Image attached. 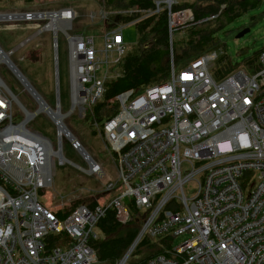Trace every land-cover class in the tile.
<instances>
[{"label": "built area", "instance_id": "built-area-1", "mask_svg": "<svg viewBox=\"0 0 264 264\" xmlns=\"http://www.w3.org/2000/svg\"><path fill=\"white\" fill-rule=\"evenodd\" d=\"M176 3L153 0L150 10L122 11L141 19L166 11L169 72L163 83L129 89L104 101L102 112L111 114L102 121L94 118L91 108L102 99L110 68L127 50L125 25L104 30L102 44L96 47L92 36L68 34L77 17L70 8L0 14V23L11 21L7 29L19 23L33 26L36 32L25 43L51 32L56 83L50 108L10 61L18 48L9 52L0 48V54L8 56L0 64L12 71L37 105L36 112L29 113L0 79V264H97L90 248L97 223L108 209L115 211L119 224L128 223L126 204L148 215L116 264H125L144 237L155 240L168 235L175 243L171 250L175 257L156 256L147 264H264V50L257 57L255 72L236 69L219 80L210 72L215 52L179 68L171 57L172 30L191 23L193 17L189 9L172 13ZM108 16L103 9L98 13L101 23ZM95 17L90 14V21ZM59 32L68 43L70 109L65 114L58 90ZM75 61H80L76 67ZM14 104L23 115L20 121L12 114ZM40 113L56 131L55 146L27 129ZM73 114L81 120L90 116L117 176L118 186L108 185L103 195L114 190L117 194L98 200L93 208L80 204L59 220L56 212L68 207L71 203L65 201L69 200L60 198L61 204L53 209L50 198L44 203L40 198L52 188L53 161L71 164L63 156V139L87 164L85 174L104 177L100 165L65 124ZM41 144L54 155L46 168L39 156ZM61 232L67 245L47 248V236ZM179 238L182 241L176 244Z\"/></svg>", "mask_w": 264, "mask_h": 264}, {"label": "rangeland", "instance_id": "rangeland-1", "mask_svg": "<svg viewBox=\"0 0 264 264\" xmlns=\"http://www.w3.org/2000/svg\"><path fill=\"white\" fill-rule=\"evenodd\" d=\"M101 6L98 0H42L31 5L23 3L15 4L7 0H0V14H9L14 11L25 12L28 10H60L70 8L74 10L77 17L73 20L72 28L68 30V34L71 36L76 34L92 36L96 47H100L102 44L103 24L98 17V13L102 9ZM90 14L96 16L93 22L89 19ZM10 24L11 21L0 23L1 50L9 52L18 48L10 56V61L27 80L32 90L50 108H53L56 93L53 35L51 32H42L30 44L29 42L25 43L36 32L33 26L19 23L15 28L7 29ZM246 30L247 32L242 37L236 38ZM122 35L126 49H133L137 41L135 26L132 24L125 25ZM172 37L175 46H177L181 39H185V34L175 31L172 32ZM215 37L217 38L219 49L225 53L231 65L238 70H241V68L245 70L246 60L264 48V0L257 8L248 10L233 22L225 25ZM56 45L59 100L62 113L65 114L70 109L68 43L66 37L60 32L57 33ZM219 49L216 51L218 52ZM0 79L29 113L36 112L37 105L32 100L30 94L4 64H0ZM12 114L17 121L23 119L19 107L15 104L12 106ZM91 122L90 120H81L73 114L66 119L65 124L71 134L78 138L89 156L100 165L104 177L98 179L97 177L85 174L82 170L87 169V164L81 160L77 152L63 139V156L71 164L60 165L56 160L53 161L52 188L46 191L45 198H40V202L42 203L47 198H50L51 208L53 209H57L61 204L60 198L64 200L68 199L69 201L65 202H69V204L77 200H82V203L87 204L90 200L99 199L100 196H103V192L108 185L116 184V187L118 186L111 158L104 149L101 139L96 133L95 135L92 134ZM27 129L46 138L52 146L56 145V131L51 121L44 114L40 113L36 115L28 123ZM189 187H187L186 192L191 190H189ZM116 194L117 190H114L107 196L113 197ZM180 241H182V238L177 239L176 244ZM146 254L147 252L143 248L135 249L133 254H131L132 256H129V263L142 259Z\"/></svg>", "mask_w": 264, "mask_h": 264}, {"label": "trees", "instance_id": "trees-1", "mask_svg": "<svg viewBox=\"0 0 264 264\" xmlns=\"http://www.w3.org/2000/svg\"><path fill=\"white\" fill-rule=\"evenodd\" d=\"M7 1L15 4L23 3L31 5L42 0ZM98 1L101 3L102 9L109 13V16L105 20L106 22L103 23V31L118 25H127L137 20L132 24L137 31L135 47L127 49L120 62L110 68V77L103 84L104 92L102 99L96 101L91 108L94 118L102 121L111 114V112H102L105 105L103 104L104 101L126 90H140L158 85L166 80L169 72L170 49L168 45V18L165 10L144 19H141L137 14L132 16L122 14V11L135 7L142 10H150L153 8V0ZM262 1L176 0L177 3L171 8V12L177 13L181 10L189 9L192 13L193 21L184 27L180 26L172 31H179V33L185 34V39H181L177 46L173 42V37L171 39V57L174 65L183 68L200 56L215 52L217 58L210 69L211 75L215 80H219L236 70L225 53L219 49L215 35L225 25L233 22L248 10L257 8ZM218 49L219 51L217 52L216 50ZM263 50L264 48L246 60L245 72L252 73L258 69L257 57ZM89 117L87 115L85 119L91 121ZM92 134L95 135V132L92 131ZM0 184H2L1 177ZM96 203L95 198L87 202V205L89 208H93ZM80 204L85 203H82V200L71 202L68 207L56 212V217L59 220L63 219L66 214ZM126 206L130 210V221L128 223L124 225L119 224L115 218V211L113 209H108L104 217L97 223V237L90 242V248L95 253L98 264H116L135 240L144 219L148 215V212H140L130 207V204H126ZM45 243L47 248L65 246L67 245V237L64 232L56 235L50 234L47 236ZM174 244L173 238L169 235L155 240L144 237L135 249L143 248L147 254L134 263H129V257L125 264H147L149 259L156 256L173 259L175 256L172 255L171 250Z\"/></svg>", "mask_w": 264, "mask_h": 264}, {"label": "bare ground", "instance_id": "bare-ground-1", "mask_svg": "<svg viewBox=\"0 0 264 264\" xmlns=\"http://www.w3.org/2000/svg\"><path fill=\"white\" fill-rule=\"evenodd\" d=\"M3 18H5L6 20H8V16L7 15H5ZM209 20V19H208ZM196 21V20H195ZM207 21V20H206ZM106 22V21H105ZM202 23V22H201ZM200 23V24H201ZM56 25H57V23H56ZM58 26V25H57ZM116 26V25H115ZM59 27V26H58ZM114 27V26H113ZM112 29V28H111ZM222 52V51H221ZM76 55L77 56H79V53H76ZM7 59H8V56L6 55V54H0V60L2 61V62H5L6 63V61H7ZM80 63V61H75V63H74V67H76L78 64ZM21 79V78H20ZM23 84L25 85L26 84V82L23 80ZM59 119V118H58ZM41 146V151L39 152V156L40 157H43V159H44V165H45V167L44 168H46L48 165H49V162H50V160H51V158L54 156L53 155V153L51 152V150L46 146V145H44V144H41L40 145Z\"/></svg>", "mask_w": 264, "mask_h": 264}, {"label": "water", "instance_id": "water-1", "mask_svg": "<svg viewBox=\"0 0 264 264\" xmlns=\"http://www.w3.org/2000/svg\"><path fill=\"white\" fill-rule=\"evenodd\" d=\"M247 32V30L246 31H244V32H242V33H240L236 38H240V37H242L245 33ZM14 71H16L17 72V74L20 76V74H19V72L14 68L13 69ZM27 86L28 87H30L28 84H27ZM13 100L15 101V99L13 98Z\"/></svg>", "mask_w": 264, "mask_h": 264}, {"label": "crops", "instance_id": "crops-1", "mask_svg": "<svg viewBox=\"0 0 264 264\" xmlns=\"http://www.w3.org/2000/svg\"><path fill=\"white\" fill-rule=\"evenodd\" d=\"M112 196H105V195H103V196H100V198L99 199H96V201H98V200H106V199H108L109 200V198H111Z\"/></svg>", "mask_w": 264, "mask_h": 264}]
</instances>
